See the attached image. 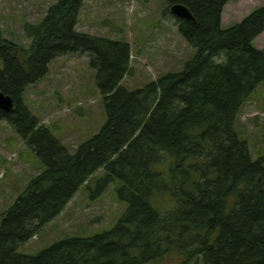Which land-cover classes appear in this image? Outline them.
<instances>
[{"label": "trees", "instance_id": "trees-1", "mask_svg": "<svg viewBox=\"0 0 264 264\" xmlns=\"http://www.w3.org/2000/svg\"><path fill=\"white\" fill-rule=\"evenodd\" d=\"M228 1L169 0L192 13L194 20L174 17L195 52L181 70L136 89L122 83L132 68L129 42L77 30L84 0H57L39 22H26L29 46L0 26V91L15 102L0 108V120L46 165L3 214L0 264H264V152L254 157L238 126L264 80V49L254 44L264 5L224 27ZM71 53L90 57L106 109L100 130L74 154L23 100L53 59ZM99 169L102 189L122 181L118 196L128 205L118 222L34 255L19 252ZM161 192L175 202L165 212L151 203Z\"/></svg>", "mask_w": 264, "mask_h": 264}, {"label": "rangeland", "instance_id": "rangeland-1", "mask_svg": "<svg viewBox=\"0 0 264 264\" xmlns=\"http://www.w3.org/2000/svg\"><path fill=\"white\" fill-rule=\"evenodd\" d=\"M56 1L0 0V26L5 37L29 46L31 39L24 33V24L39 22ZM169 5V0H84L76 28L129 42L132 68L122 83L136 89L162 73L181 70L195 52L179 32L177 18L167 11ZM262 5L264 0H230L224 7L222 25L238 23ZM254 44L264 49V32ZM95 75L87 54L61 55L49 63L48 74L28 85L23 94L24 103L39 123L48 126L72 154L106 120L103 94ZM257 89L243 106L238 121L254 157L264 152V80ZM45 167L11 123L0 120V223L4 212ZM159 170L167 180L170 175L167 163ZM104 176V169H99L80 187L65 210L22 244L19 252L34 255L62 238L93 236L112 228L128 203L118 196L121 179L114 178L102 189ZM151 203L161 212L175 205L165 192L152 197Z\"/></svg>", "mask_w": 264, "mask_h": 264}, {"label": "water", "instance_id": "water-1", "mask_svg": "<svg viewBox=\"0 0 264 264\" xmlns=\"http://www.w3.org/2000/svg\"><path fill=\"white\" fill-rule=\"evenodd\" d=\"M171 12L180 18H187L194 20V17L190 10L181 3H174L171 6ZM14 106L13 98L9 95H5L0 91V108L3 110H10Z\"/></svg>", "mask_w": 264, "mask_h": 264}, {"label": "bare ground", "instance_id": "bare-ground-1", "mask_svg": "<svg viewBox=\"0 0 264 264\" xmlns=\"http://www.w3.org/2000/svg\"><path fill=\"white\" fill-rule=\"evenodd\" d=\"M15 103V102H14Z\"/></svg>", "mask_w": 264, "mask_h": 264}]
</instances>
